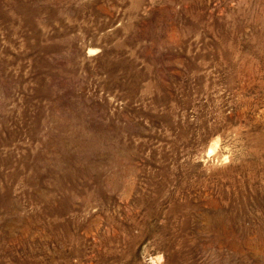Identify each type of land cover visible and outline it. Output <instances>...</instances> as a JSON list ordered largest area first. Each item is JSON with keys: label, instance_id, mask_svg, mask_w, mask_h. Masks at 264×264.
<instances>
[{"label": "rangeland", "instance_id": "obj_1", "mask_svg": "<svg viewBox=\"0 0 264 264\" xmlns=\"http://www.w3.org/2000/svg\"><path fill=\"white\" fill-rule=\"evenodd\" d=\"M0 264H264V0H0Z\"/></svg>", "mask_w": 264, "mask_h": 264}]
</instances>
